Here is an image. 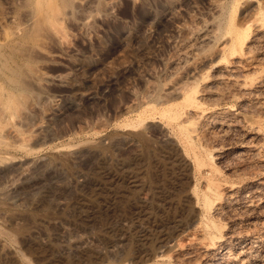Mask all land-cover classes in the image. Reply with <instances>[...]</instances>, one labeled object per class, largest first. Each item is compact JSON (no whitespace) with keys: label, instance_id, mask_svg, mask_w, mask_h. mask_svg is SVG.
I'll use <instances>...</instances> for the list:
<instances>
[{"label":"rangeland","instance_id":"rangeland-1","mask_svg":"<svg viewBox=\"0 0 264 264\" xmlns=\"http://www.w3.org/2000/svg\"><path fill=\"white\" fill-rule=\"evenodd\" d=\"M39 1L0 0V264H264V0Z\"/></svg>","mask_w":264,"mask_h":264},{"label":"bare ground","instance_id":"bare-ground-1","mask_svg":"<svg viewBox=\"0 0 264 264\" xmlns=\"http://www.w3.org/2000/svg\"><path fill=\"white\" fill-rule=\"evenodd\" d=\"M238 1H240V0H237V4H238ZM41 2V0L39 1V3ZM55 0H45V2H43L42 1V3L41 4H38V6L39 5H41L42 7H43V11L44 12H42V11H40L41 12V14L43 15V17H44V19L42 20L41 18V21H36L34 24L35 25H33V24H31V25H33V32H40V31H42V29L44 30V28H46L45 26H44V24L45 23H50V24H52V23H54V19H55V17L53 16V12H55L56 11V6H55ZM235 2V1H234ZM264 2V1H263ZM34 3V2H33ZM72 3V0H64V4H66V5H70ZM37 4V3H36ZM35 4V5H36ZM236 4V5H237ZM235 5V6H236ZM260 5V4H259ZM24 6V5H23ZM22 6V7H23ZM32 6V5H31ZM30 6V7H31ZM40 6V7H41ZM261 6V5H260ZM24 7H26V6H24ZM34 7V6H33ZM36 7V6H35ZM41 7V8H42ZM56 7V8H55ZM264 7V6H263ZM28 8V7H27ZM29 9V8H28ZM58 9V8H57ZM235 8L233 7V11H235L234 10ZM35 10V9H34ZM41 10V9H40ZM264 10V9H263ZM263 10H261L260 12H262V14H263ZM31 12V11H30ZM36 12V11H35ZM39 12V13H40ZM230 12H232V11H230ZM44 13V14H43ZM52 15H51V14ZM19 13H17V15H18ZM37 14V13H36ZM233 14V13H232ZM32 15H33V13H32ZM21 16V15H20ZM30 16H31V13H30ZM34 16V15H33ZM38 16V15H37ZM52 16V17H51ZM230 16V15H229ZM42 17V16H41ZM53 17H54V19H53ZM234 17V14H233V16H231V17H229L230 19L228 20V18H227V20H228V33H227V31H226V34L228 35L229 34V36L231 35V39H230V49H231V51L235 54L236 52H241V51H243L245 48V38L250 34V27H246L244 30H242V31H240L239 29H238V27L236 26V23H235V18H233ZM263 17H264V15H263ZM32 18V17H31ZM38 19V18H37ZM59 21V20H58ZM30 22V21H29ZM57 24V23H56ZM47 25V24H46ZM35 26V27H34ZM49 26V25H48ZM54 26H56V25H54ZM29 27V26H28ZM44 27V28H43ZM51 27H53L52 25H51ZM32 28V27H31ZM30 28V29H31ZM27 30V29H26ZM29 31V30H28ZM25 32V33H27L25 36H23V37H29V40H30V36L32 35H30L29 33L30 32ZM30 31H32V29L30 30ZM33 32H31V33H33ZM46 32V31H45ZM49 33V32H48ZM41 34V33H40ZM33 36H34V33H33ZM33 36H31V37H33ZM32 39V38H31ZM29 40H27V41H29ZM27 41H25V42H27ZM9 46V45H8ZM3 45L2 44H0V54H1V57L3 56L2 55V51L1 50H3ZM12 47V46H11ZM10 46H9V48H11ZM15 47V46H14ZM17 47V46H16ZM8 48V49H9ZM7 49V48H6ZM243 53V52H242ZM4 54V53H3ZM7 55V54H6ZM6 57V56H5ZM6 58H8V57H6ZM10 58V57H9ZM5 59V58H4ZM9 60V59H8ZM11 60V59H10ZM4 62V61H3ZM1 63H2V61H1ZM5 63H7V61L5 62ZM4 63V64H5ZM11 64V63H10ZM1 65H3V64H1ZM6 66V65H5ZM4 66V67H5ZM10 65L8 64V67H9ZM11 67V66H10ZM16 67H17V65H16ZM19 68V67H18ZM1 69V68H0ZM5 69H7V66H6V68ZM20 69V68H19ZM18 69V70H19ZM11 70V69H10ZM14 70V69H13ZM12 71V70H11ZM15 71H16V69H15ZM21 72V71H20ZM9 73V72H8ZM12 73V72H11ZM10 73V74H11ZM16 73V72H15ZM17 74H18V72H17ZM20 74V73H19ZM15 75V74H14ZM15 76H17V75H15ZM14 76V77H15ZM20 76V75H19ZM10 77V76H9ZM18 77V76H17ZM21 77V76H20ZM12 79V78H11ZM13 79H15V78H13ZM17 79V78H16ZM16 79H15V81H16ZM19 79V78H18ZM17 82V81H16ZM193 91V92H192ZM192 91H190V90H188L185 94H184V97H183V101L181 102V103H174V102H171V100L170 101H168L169 102V105L167 106V107H165L164 109H162V111H161V113L163 114V115H165L166 117H167V115L169 116L168 118L169 119H171V121H174V120H178L179 118H181L182 117V115H183V112H182V110H181V108L179 109V106L181 107V106H183V105H185V109L187 108V107H189V108H191V107H198L199 105H198V97H197V93L198 92H196V91H194V89L192 90ZM12 95V94H11ZM17 95V94H16ZM14 95H12L11 97H13ZM6 97V96H5ZM8 98H9V100H12L13 98H10V96H8ZM1 99V98H0ZM1 101V100H0ZM7 101V100H6ZM14 101V99L12 100V101H7V104H8V102H13ZM3 103H4V101H3ZM2 105V103L0 104V106ZM4 107H5V105H3ZM2 106V107H3ZM187 106V107H186ZM1 109H3V108H1L0 107V123L2 122V110ZM183 109V108H182ZM4 110H6V109H4ZM184 111V110H183ZM151 117H153V115H151V114H148V115H146L145 113L143 114V116H141L140 118H139V120H135L136 122H131V124L129 125V126H131V127H133V128H136V126H137V128H138V126L139 125H143L144 123H146L147 122V120L148 119H150ZM188 122H189V120H188ZM188 122H179L178 123V128H177V130H178V134H179V136L181 137V139L183 140V142L185 143L184 145H185V147H186V150L187 151H194V153L196 154L197 152H196V150H197V147H198V141L200 142L201 140H202V135L200 134V132H199V129H198V127L196 126V123H193V122H191V123H189L190 124V126L189 125H187V123ZM192 123H193V125H192ZM127 126H128V123H127ZM144 126V125H143ZM145 127V126H144ZM143 127V128H144ZM148 127V126H147ZM146 127V128H147ZM2 136V135H1ZM4 139V138H3ZM7 139V138H6ZM5 139V140H6ZM4 144H5V141L4 140H2V137L0 138V146L1 145H3L4 146ZM7 145H9V144H7ZM8 147V146H7ZM7 147H4V148H6L7 149ZM1 148V147H0ZM2 149V148H1ZM0 149V150H1ZM5 149V150H6ZM4 150V151H5ZM209 157L211 158L212 156H210L209 155ZM3 159V158H2ZM196 159L198 160H196L197 161V163H199V162H201L200 160V158L197 156L196 157ZM1 160V159H0ZM2 161V160H1ZM203 163H204V160L202 161ZM201 162V163H202ZM200 164V163H199ZM219 188L218 187H215V188H212L211 189V191L213 192V194L218 198L221 194L219 193L220 191V189L218 190ZM205 202H206V205L208 206V207H212L211 205V202H210V198H209V196H206L205 197ZM15 218V217H14ZM1 219V218H0ZM3 219V218H2ZM3 222V221H2ZM2 222H0V223H2ZM4 223V222H3ZM8 223H9V221H8ZM10 224H11V222H10ZM2 225V224H1ZM13 225V224H12ZM18 226V225H17ZM20 226V225H19ZM27 226V225H26ZM8 229V228H7ZM7 229H5V230H7ZM10 229V228H9ZM12 229H14L15 230V228H12ZM17 229H18V227H17ZM20 229V228H19ZM22 229H25V227L24 226H22ZM1 230V229H0ZM13 230V231H14ZM12 231V230H11ZM23 231V230H22ZM28 231V230H27ZM3 232V231H2ZM2 232H0L1 234L0 235H4V233H2ZM5 233H9V231L7 230V232L6 231H4ZM15 232H16V230H15ZM17 232H18V230H17ZM20 232V235H21V231H19ZM23 233H24V231H23ZM27 233V232H26ZM7 234H5V236H7ZM13 234V233H12ZM2 235V236H3ZM9 235H11V234H8V236ZM15 235V234H14ZM14 235H12V236H14ZM4 236V237H5ZM20 237V236H19ZM9 238H12L13 239V237H9ZM9 238H6V239H9ZM15 239H16V237H14ZM14 239V240H15ZM18 240V239H17ZM16 240V241H17ZM10 241V240H9ZM19 241V240H18ZM17 241V242H18ZM10 242H12V244H15V243H13L14 241H10Z\"/></svg>","mask_w":264,"mask_h":264}]
</instances>
